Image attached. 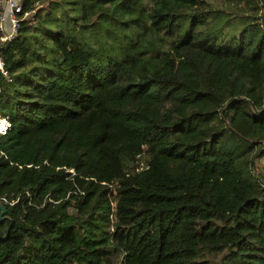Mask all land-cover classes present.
<instances>
[{
    "label": "trees",
    "instance_id": "obj_1",
    "mask_svg": "<svg viewBox=\"0 0 264 264\" xmlns=\"http://www.w3.org/2000/svg\"><path fill=\"white\" fill-rule=\"evenodd\" d=\"M49 2L0 48V264H264V0Z\"/></svg>",
    "mask_w": 264,
    "mask_h": 264
},
{
    "label": "built area",
    "instance_id": "obj_2",
    "mask_svg": "<svg viewBox=\"0 0 264 264\" xmlns=\"http://www.w3.org/2000/svg\"><path fill=\"white\" fill-rule=\"evenodd\" d=\"M33 11L24 10L23 0H0V48L17 35L23 19H33ZM0 70L6 76L1 53Z\"/></svg>",
    "mask_w": 264,
    "mask_h": 264
},
{
    "label": "rangeland",
    "instance_id": "obj_3",
    "mask_svg": "<svg viewBox=\"0 0 264 264\" xmlns=\"http://www.w3.org/2000/svg\"><path fill=\"white\" fill-rule=\"evenodd\" d=\"M49 0H38L34 3V11L32 12V14L37 10V9H42V8H47L49 7ZM219 5V4H218ZM217 6V5H216ZM222 6V5H221ZM250 8V11H251V14L254 15V17L256 18L255 21H259L260 17H261V12L263 11L262 8L258 9V10H255L253 11L251 7ZM48 9V8H47ZM35 21L32 23L34 24ZM1 71V70H0ZM1 120V119H0ZM9 126L8 122H7V127ZM5 131V130H4ZM0 132H3V131H0ZM260 157H255V168L257 171H259L261 174L264 175V158H260ZM136 163H139L138 165L140 167H143L144 166V160L140 159L139 161H134V164ZM131 166V164L129 165ZM112 193L113 195L115 194V190H114V187L112 188ZM113 205V204H112ZM69 213H71L70 217L66 219V222H71L73 221V214L74 213V209L73 208H69ZM6 215H4L5 217ZM108 261H106V264H120V254L119 252L117 251H110V253L108 254Z\"/></svg>",
    "mask_w": 264,
    "mask_h": 264
},
{
    "label": "bare ground",
    "instance_id": "obj_4",
    "mask_svg": "<svg viewBox=\"0 0 264 264\" xmlns=\"http://www.w3.org/2000/svg\"><path fill=\"white\" fill-rule=\"evenodd\" d=\"M7 128V120L6 119H1L0 120V131H4Z\"/></svg>",
    "mask_w": 264,
    "mask_h": 264
},
{
    "label": "water",
    "instance_id": "obj_5",
    "mask_svg": "<svg viewBox=\"0 0 264 264\" xmlns=\"http://www.w3.org/2000/svg\"><path fill=\"white\" fill-rule=\"evenodd\" d=\"M5 213H6L5 207L2 204H0V222L3 221Z\"/></svg>",
    "mask_w": 264,
    "mask_h": 264
},
{
    "label": "clouds",
    "instance_id": "obj_6",
    "mask_svg": "<svg viewBox=\"0 0 264 264\" xmlns=\"http://www.w3.org/2000/svg\"><path fill=\"white\" fill-rule=\"evenodd\" d=\"M8 122V121H7ZM7 129V128H6ZM6 131V130H5ZM5 131H3V132H5ZM3 132H1V133H3Z\"/></svg>",
    "mask_w": 264,
    "mask_h": 264
}]
</instances>
